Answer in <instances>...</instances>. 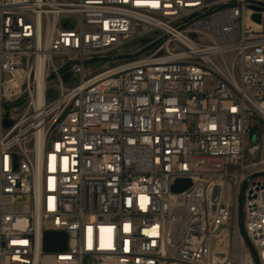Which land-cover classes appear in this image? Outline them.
Wrapping results in <instances>:
<instances>
[{
	"label": "built area",
	"instance_id": "2783aa9c",
	"mask_svg": "<svg viewBox=\"0 0 264 264\" xmlns=\"http://www.w3.org/2000/svg\"><path fill=\"white\" fill-rule=\"evenodd\" d=\"M256 117L264 0H0V264H264Z\"/></svg>",
	"mask_w": 264,
	"mask_h": 264
},
{
	"label": "water",
	"instance_id": "95a60500",
	"mask_svg": "<svg viewBox=\"0 0 264 264\" xmlns=\"http://www.w3.org/2000/svg\"><path fill=\"white\" fill-rule=\"evenodd\" d=\"M252 21H256L257 23L261 22L260 15H252ZM4 126L9 127L11 126V121L4 120ZM255 141V137L252 139ZM192 186V182L190 179L181 178L177 179L175 183L172 185V192L181 193ZM67 246V236L63 232H48L45 234L44 238V249L46 251H61L65 250Z\"/></svg>",
	"mask_w": 264,
	"mask_h": 264
},
{
	"label": "rangeland",
	"instance_id": "374dc122",
	"mask_svg": "<svg viewBox=\"0 0 264 264\" xmlns=\"http://www.w3.org/2000/svg\"><path fill=\"white\" fill-rule=\"evenodd\" d=\"M252 128L255 135L257 136V141L262 143L261 157L264 159V119L261 117H256L252 124ZM252 141L250 140L249 145L253 144Z\"/></svg>",
	"mask_w": 264,
	"mask_h": 264
}]
</instances>
